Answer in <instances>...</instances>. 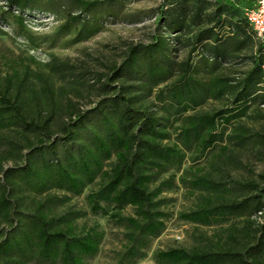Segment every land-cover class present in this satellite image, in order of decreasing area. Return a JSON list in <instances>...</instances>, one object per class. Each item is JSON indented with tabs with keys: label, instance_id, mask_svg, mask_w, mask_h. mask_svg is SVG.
<instances>
[{
	"label": "trees",
	"instance_id": "trees-1",
	"mask_svg": "<svg viewBox=\"0 0 264 264\" xmlns=\"http://www.w3.org/2000/svg\"><path fill=\"white\" fill-rule=\"evenodd\" d=\"M6 2L8 9L0 11V19L7 20L10 15L17 18L35 51L40 43L25 25L24 11L59 15L70 8L59 32H69L75 26V41H82L100 30L104 15L114 21L120 19L122 0ZM253 2L166 0L155 16L158 26L153 39L132 44L120 64L95 80L104 95L86 109L70 99L63 104L58 101L57 96L66 93L65 87L56 88L51 74L31 70L29 64L23 70L13 66L12 72L0 74V130L38 139L26 147V152H18L22 163L0 171V264H90L89 259L100 252L104 231L98 223L80 225L79 220L86 214L83 210L70 206L59 212L57 208L72 196L83 194L97 179L99 187L87 197L91 211L109 215L125 229L126 243L117 264H136L147 256L153 240L164 232L171 217L163 193L175 189L178 183L193 193L207 192L195 209L180 213L183 220L212 226L245 218L253 227L252 217L263 219L249 231L236 224L230 226L243 243L236 241L220 249H158L153 255L157 264H264V183L248 181L240 185L248 195L224 200L221 193L226 189L220 182L183 169L188 154L197 161L223 141L225 130L221 127L225 129L245 115L264 91V42L255 38L244 15L245 7ZM211 6L214 9L209 13ZM205 19L210 24L189 37L188 56L178 60L174 45ZM226 27L233 34L223 39L218 31ZM251 37L258 46L252 67L243 78L233 83L222 74H213L206 79L208 70H218L232 52L242 51ZM197 53L201 56L194 62ZM80 83L72 80L70 85L77 88ZM164 83L168 84L160 88ZM155 89L154 104L143 103ZM208 98L222 100L224 107L188 113ZM155 101L160 103L157 109ZM63 107L69 116L54 136V114ZM177 122L179 126H175ZM173 128L176 141L165 142L171 139ZM235 133L241 145L250 142L248 128L241 127ZM16 147L12 149L17 151ZM171 170L174 173L168 177L161 176ZM52 190L72 196L49 193ZM26 192L44 197L35 198L33 206L24 210L20 199ZM126 207H132L134 214L124 215Z\"/></svg>",
	"mask_w": 264,
	"mask_h": 264
},
{
	"label": "rangeland",
	"instance_id": "rangeland-1",
	"mask_svg": "<svg viewBox=\"0 0 264 264\" xmlns=\"http://www.w3.org/2000/svg\"><path fill=\"white\" fill-rule=\"evenodd\" d=\"M166 0H122L121 17L114 21L110 16L104 15L105 21L100 30L92 36L82 41H75L78 29L74 26L69 32H59V28L65 23L66 13L70 8H64L66 13L55 15L40 10L24 11L25 25L31 30L40 47L32 50L28 42V34L25 27L19 20L11 15L7 20L0 19V74L6 75L12 72V67L24 69L25 64H29L31 70L39 73H47L53 76L56 88L65 87L66 93L57 96L58 101L67 103L72 100L76 106L83 109L89 108L104 95L101 85L96 83V79L101 74H109L114 65L120 64L126 55L128 48L132 44L140 42L146 43L153 39L157 32V21L155 16L159 12V6ZM170 7V4H167ZM6 0H0V11L6 10ZM211 6L207 12H212ZM63 10V9H62ZM15 9V13L18 14ZM243 15V13H242ZM88 19V16L86 17ZM210 23L205 19L202 24L192 27L193 32L187 33L181 38L179 44L174 45L175 57L184 60L188 56L189 37L201 28H205ZM213 24V23H212ZM218 31V30H217ZM224 38L231 36L233 32L226 28L219 31ZM173 36V35H171ZM228 41V40H227ZM173 42V41H172ZM175 44V43H174ZM257 41L251 37L243 46L242 51L232 52L225 64L218 70L211 72L208 70L204 75L206 79L213 74H222L232 80L233 83L245 76V73L252 67V56L257 50ZM201 54L195 55L194 62L200 59ZM31 58H34L33 61ZM17 63V65H15ZM72 80H79L78 87L70 85ZM173 79L168 83H172ZM161 84L163 88L166 84ZM115 84H118L115 83ZM61 92V91H60ZM142 100V102L153 105L152 100L155 93ZM59 93V91H58ZM156 109L160 103L155 101ZM224 107L220 99L208 98L205 103L188 113L213 112ZM67 108L54 114L52 131L54 136L59 132V125L69 116ZM46 116V115H44ZM177 122L175 126H179ZM241 127H246L251 134L250 142L241 145L236 133ZM221 127L225 130L224 140L212 148L206 156L197 161H192L190 154L183 165V169H190V174H204L209 178L222 184L221 188L226 189L222 192L224 200L231 198H243L249 192L245 191L240 185L248 181L264 183V91L258 95V100L250 105L245 115L235 119L228 127ZM172 137L165 142L173 143L176 141V131L171 129ZM38 139L33 135L25 133L0 130V171L9 166L20 164L19 151H27V146ZM17 145V151L12 148ZM227 146V149L223 148ZM174 170L162 174L168 177ZM181 174L178 173L179 176ZM0 172V176H1ZM191 176V175H190ZM178 182V181H177ZM100 179L89 185L81 195L72 196L71 193L52 190L49 193L59 196H72L71 200L57 210L63 212L70 206L77 210H83L86 214L79 220V224L87 223L92 225L98 223L104 231V238L100 252L89 259L90 264H117V257L124 249L126 243L122 225L110 219L109 215L103 213H93L88 203V194L97 189ZM205 191L191 192L181 183L172 190H167L163 196L168 199L165 209L171 214L167 220L164 232L153 240L145 258L137 260L136 264H157L154 260V252L158 249H169L172 247H200L205 246L213 249H220L243 243L244 240L237 233L230 230V226L236 224L242 230H251L245 218L231 219L222 224L212 226L198 225L180 218L181 212L195 209L202 200ZM21 206L24 210L32 207L34 202L44 197L34 193H24L21 195ZM35 200V201H34ZM124 215L134 214L132 207L123 209ZM260 216V215H259ZM255 220L254 226L261 222L262 218L252 217ZM6 223H2V226ZM252 227V228H253ZM233 234V235H232ZM238 241V242H236ZM36 264V263H32Z\"/></svg>",
	"mask_w": 264,
	"mask_h": 264
},
{
	"label": "built area",
	"instance_id": "built-area-1",
	"mask_svg": "<svg viewBox=\"0 0 264 264\" xmlns=\"http://www.w3.org/2000/svg\"><path fill=\"white\" fill-rule=\"evenodd\" d=\"M244 15L253 28L255 38L264 42V0H254L251 6H246Z\"/></svg>",
	"mask_w": 264,
	"mask_h": 264
}]
</instances>
